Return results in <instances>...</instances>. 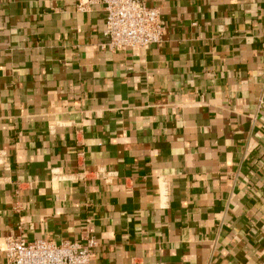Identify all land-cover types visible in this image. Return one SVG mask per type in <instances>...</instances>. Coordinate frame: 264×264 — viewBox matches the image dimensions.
Masks as SVG:
<instances>
[{"label":"crops","instance_id":"crops-1","mask_svg":"<svg viewBox=\"0 0 264 264\" xmlns=\"http://www.w3.org/2000/svg\"><path fill=\"white\" fill-rule=\"evenodd\" d=\"M143 1L161 42L111 52L101 0H0V264H264V0Z\"/></svg>","mask_w":264,"mask_h":264},{"label":"built area","instance_id":"built-area-1","mask_svg":"<svg viewBox=\"0 0 264 264\" xmlns=\"http://www.w3.org/2000/svg\"><path fill=\"white\" fill-rule=\"evenodd\" d=\"M105 12L102 36L103 47L111 52H140L161 42L164 26L156 7L143 0H101ZM83 3L78 8L83 9ZM97 242L91 231H86L82 242L47 240L26 241L9 237L3 253L12 264H91L92 249Z\"/></svg>","mask_w":264,"mask_h":264}]
</instances>
